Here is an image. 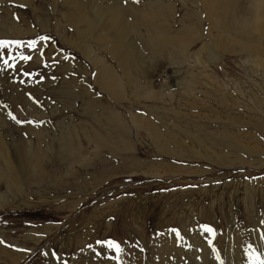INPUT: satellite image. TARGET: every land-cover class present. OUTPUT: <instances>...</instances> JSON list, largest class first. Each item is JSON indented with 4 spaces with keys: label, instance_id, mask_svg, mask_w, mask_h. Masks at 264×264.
<instances>
[{
    "label": "rangeland",
    "instance_id": "obj_1",
    "mask_svg": "<svg viewBox=\"0 0 264 264\" xmlns=\"http://www.w3.org/2000/svg\"><path fill=\"white\" fill-rule=\"evenodd\" d=\"M151 1L0 0V40L19 42L0 49V100L8 108L0 114L7 120L12 114L33 148L37 137L44 139L40 146L52 149L50 157L59 154L55 138L70 119L113 139L92 144L86 159L58 179L0 197V264H91V256L105 253L114 264H162L165 258L173 264H236L238 249L249 254L241 264L264 261V61L255 65L244 52L209 63L194 88L211 100L205 109L180 113L182 119L171 110L181 106L177 103L146 101L147 110L129 102L110 105L94 60L113 61L97 33L70 20L73 11L84 16L93 7L120 3L139 9ZM175 2L177 19H198L188 8L191 0ZM189 67H197L193 58L184 71ZM168 71L164 77L172 80ZM103 105L128 121L127 149L102 122ZM133 112L154 113L151 119L169 139L163 148L154 146L147 129L130 122ZM5 137L12 155V136ZM169 237L179 251L162 248ZM197 239L207 248L191 253Z\"/></svg>",
    "mask_w": 264,
    "mask_h": 264
},
{
    "label": "bare ground",
    "instance_id": "obj_2",
    "mask_svg": "<svg viewBox=\"0 0 264 264\" xmlns=\"http://www.w3.org/2000/svg\"><path fill=\"white\" fill-rule=\"evenodd\" d=\"M175 1L152 0L147 7L139 9L133 3L119 2L120 4L104 9L93 7L91 13L85 11L84 16L76 11L71 13L70 20L73 24L85 23L90 27L91 32L98 34L100 47L113 61V64H110L109 61L104 62L105 59H100L101 57L94 60V66L100 70L98 74L100 89L108 96L107 104L129 102L132 107H136L135 110L140 106L147 110L146 101L154 100L160 104L177 103L181 106L172 107L171 110L175 116L182 119L180 113H186L188 109L195 107L205 109L206 106L203 104L207 102L209 104L211 100V97L210 100H206L203 93L194 88L195 85H200L202 77L207 74L206 66L209 63L219 62L227 54H244V52L249 55V61L255 65L264 61V0H191V4L187 5H190L188 8L193 10L195 17L198 16L195 20L177 19ZM204 23H207V27ZM190 58L194 59L197 67H189L184 71L185 64ZM167 71L173 76L172 80L164 77ZM184 72L187 73L183 76ZM260 73L263 74L261 70L258 74ZM157 78L160 79L156 81ZM95 96L97 97V94L91 97V101L96 100ZM110 105L101 106V110L105 113H102L104 116L102 122L119 134V146L124 147L125 150L128 147L125 139V135L128 134L126 130L128 121L124 119L122 122V115L116 113ZM6 109L8 108L0 100V113ZM152 113L150 112L148 116L137 112L130 113V122L136 127L147 129L154 146L161 149L169 139L164 133L165 129L151 119ZM12 118V114L9 120L0 114V197L16 196L25 186L40 185L56 177L58 179L67 169L86 159V153L92 144L97 146L113 144L112 138L98 132L93 134L92 129L85 127L84 124L75 119H68L66 126H62L61 134L54 137L56 140L54 147L59 146L61 150L59 149V154L50 157L52 149H43L40 146L44 139L37 137L39 144L33 148L32 141H24L22 130L13 125L17 121ZM6 129H10V132L7 133ZM9 134L13 139L10 145L12 155H9L8 144L5 142L8 139L5 135ZM15 135L20 137L15 139ZM176 135L178 136V133ZM194 139L199 143L202 142L198 138ZM25 146L27 150L24 151ZM90 153L93 157H98ZM46 158L49 159L48 163L45 161ZM185 234L189 237L190 232L187 231ZM209 234L214 237L210 232ZM181 239L184 240L183 237ZM208 240L209 238L206 241ZM200 242L197 239L193 246L190 245L191 253L196 254L199 250L202 252L206 250L205 243ZM162 245L165 250L170 247L173 250H180L176 248L179 245L177 246L175 237L163 239ZM248 255L244 257V251L240 252L238 249L233 260L236 264H241ZM213 258L215 260V257ZM167 259L159 262L173 264ZM89 261L91 264L94 262L114 264L113 259H110L106 253L100 258L93 259L91 256Z\"/></svg>",
    "mask_w": 264,
    "mask_h": 264
},
{
    "label": "snow or ice",
    "instance_id": "obj_3",
    "mask_svg": "<svg viewBox=\"0 0 264 264\" xmlns=\"http://www.w3.org/2000/svg\"><path fill=\"white\" fill-rule=\"evenodd\" d=\"M40 39H41V40H46L47 37H41ZM10 44H19V42H15V41H3V40H0V49L8 47ZM34 45H35V41H33V42L30 44V47H31V46H34ZM21 58L24 59V60H29V59H31L30 56H22ZM0 59H3V55H2V54H0ZM9 59H15V57H12L11 54H10V55H9ZM4 63H5V64H8V59H4ZM207 230H208V231H211L210 228L207 229ZM108 243H109V246H112V244H113V242H111V241H109ZM117 247H118V246H117ZM260 264H264V261H261Z\"/></svg>",
    "mask_w": 264,
    "mask_h": 264
}]
</instances>
